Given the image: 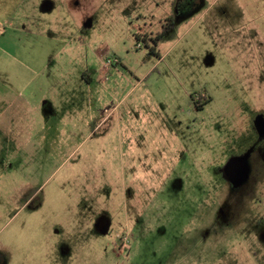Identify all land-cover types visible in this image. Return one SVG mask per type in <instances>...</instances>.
<instances>
[{
	"label": "rangeland",
	"instance_id": "rangeland-1",
	"mask_svg": "<svg viewBox=\"0 0 264 264\" xmlns=\"http://www.w3.org/2000/svg\"><path fill=\"white\" fill-rule=\"evenodd\" d=\"M261 118L264 0H0V264H264Z\"/></svg>",
	"mask_w": 264,
	"mask_h": 264
},
{
	"label": "flooded vegetation",
	"instance_id": "flooded-vegetation-1",
	"mask_svg": "<svg viewBox=\"0 0 264 264\" xmlns=\"http://www.w3.org/2000/svg\"><path fill=\"white\" fill-rule=\"evenodd\" d=\"M163 27L164 25L162 26L161 31L155 33L154 35H152V37L150 36L152 41L155 40L158 35L162 34ZM254 125L256 126V129L258 130L259 134L261 136H264V118H261L256 121ZM230 164L233 165L229 168V170L226 171V169H228V165ZM224 172L228 181H230L234 186H239V184L245 180V176L248 172L245 160L243 158H236L231 160L226 165Z\"/></svg>",
	"mask_w": 264,
	"mask_h": 264
},
{
	"label": "trees",
	"instance_id": "trees-1",
	"mask_svg": "<svg viewBox=\"0 0 264 264\" xmlns=\"http://www.w3.org/2000/svg\"><path fill=\"white\" fill-rule=\"evenodd\" d=\"M169 21H170V20H168V22H169ZM170 26H171V25H170L169 23H167V24L164 25V27H163V31H162V34L158 35L157 38H156L155 40H153V42H154L155 45L157 44V42H158L159 40H161L162 36L168 32V30L170 29V28H169Z\"/></svg>",
	"mask_w": 264,
	"mask_h": 264
},
{
	"label": "water",
	"instance_id": "water-1",
	"mask_svg": "<svg viewBox=\"0 0 264 264\" xmlns=\"http://www.w3.org/2000/svg\"><path fill=\"white\" fill-rule=\"evenodd\" d=\"M232 165H233V164L228 165V167H227L228 169H226V171L229 170V168H230Z\"/></svg>",
	"mask_w": 264,
	"mask_h": 264
},
{
	"label": "crops",
	"instance_id": "crops-1",
	"mask_svg": "<svg viewBox=\"0 0 264 264\" xmlns=\"http://www.w3.org/2000/svg\"><path fill=\"white\" fill-rule=\"evenodd\" d=\"M3 124L0 125V127L2 126Z\"/></svg>",
	"mask_w": 264,
	"mask_h": 264
}]
</instances>
